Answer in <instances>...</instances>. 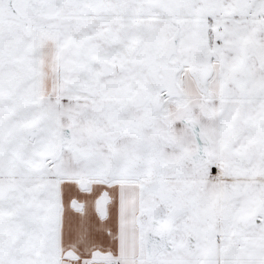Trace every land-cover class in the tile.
<instances>
[{
  "label": "snow or ice",
  "instance_id": "snow-or-ice-1",
  "mask_svg": "<svg viewBox=\"0 0 264 264\" xmlns=\"http://www.w3.org/2000/svg\"><path fill=\"white\" fill-rule=\"evenodd\" d=\"M0 264H264V0H0Z\"/></svg>",
  "mask_w": 264,
  "mask_h": 264
}]
</instances>
